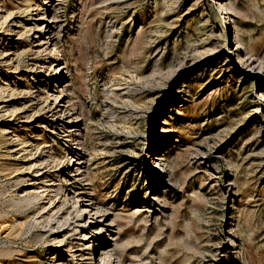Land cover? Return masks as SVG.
<instances>
[{"label":"rangeland","instance_id":"374dc122","mask_svg":"<svg viewBox=\"0 0 264 264\" xmlns=\"http://www.w3.org/2000/svg\"><path fill=\"white\" fill-rule=\"evenodd\" d=\"M0 264H264V0H0Z\"/></svg>","mask_w":264,"mask_h":264},{"label":"bare ground","instance_id":"6f19581e","mask_svg":"<svg viewBox=\"0 0 264 264\" xmlns=\"http://www.w3.org/2000/svg\"><path fill=\"white\" fill-rule=\"evenodd\" d=\"M225 9H226V8H225ZM223 11H224V10H223ZM226 13H227V12H226ZM13 25H14V24H13ZM49 27H51V25H49ZM13 29H14V28H13ZM47 37H48L49 40L52 39L51 35H49V36H47ZM246 62H247V63H250V64H253V62H250L249 59H247ZM236 66H238V64H237ZM60 100H61V99H60ZM12 140H13V139H12ZM79 167H81V166H79ZM76 175H77V174H76ZM44 177L46 178L47 175H45ZM39 179H41V178L37 177V178L35 179V181H36V180H39ZM41 187L43 188V190H40L39 194L35 197L36 200H38V199H40V198L42 199V198L46 197V196H44V195H45V194L48 195L49 192L53 190V188L55 187V185H53V183L51 182L50 184H43ZM50 188H51V189H50ZM57 189H58L57 193H61V189H62V187L58 186ZM55 190H56V189H55ZM46 191H47V193H45ZM53 191H54V190H53ZM62 191H64V189H62ZM29 196H30V195H29ZM30 197H31V196H30ZM88 208H89V207H85V212L88 211L89 213H91V210H92V209L88 210ZM91 218H92V217H91ZM84 231H85V230H84ZM85 239H86V238H85ZM78 240H79V239H78ZM87 241H88V240H87ZM82 245H83V244H82ZM85 245H86V244H85ZM104 249H105V248H104ZM78 250H79V249H78ZM104 251H105V250H104ZM102 260H103V259H102ZM102 260H101V261H102ZM101 261H100V262H101ZM102 263H105V262L102 261Z\"/></svg>","mask_w":264,"mask_h":264}]
</instances>
